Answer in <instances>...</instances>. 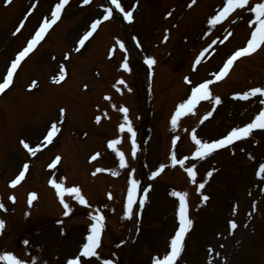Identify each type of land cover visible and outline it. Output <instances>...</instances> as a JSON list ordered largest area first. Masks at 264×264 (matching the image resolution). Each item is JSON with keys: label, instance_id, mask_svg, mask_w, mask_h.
<instances>
[{"label": "rangeland", "instance_id": "obj_1", "mask_svg": "<svg viewBox=\"0 0 264 264\" xmlns=\"http://www.w3.org/2000/svg\"><path fill=\"white\" fill-rule=\"evenodd\" d=\"M35 2V9L27 15L33 0H12L7 5L0 0V77L6 74L10 61L27 37L38 28L43 18L50 16V10L58 0ZM257 2L260 0H250V4ZM120 3L125 11L135 5L133 21L128 23L122 15L114 12L113 22L77 52L79 37L102 16L104 9L101 7L106 6V2L93 0L92 4L84 5L82 0H70L62 22L17 78L16 86L20 91L14 89L0 101V202L5 204L7 215L2 217L8 222L7 230L1 232L0 253L12 252L28 264L46 263L44 258L50 259V264H58V261L65 264L67 259L78 254L92 222L89 216L73 199L71 204L75 205V212L65 217L63 206L51 191L47 192L49 199L43 197L49 179L45 164L52 155L59 153L62 156L60 167L66 153L69 157L64 160V165L54 172L58 175L68 173L66 186L79 185L81 194L92 206L91 211L102 208L105 216L104 245L99 250L100 259H92V264H102L101 259H110L113 264H152L154 258H162L168 251L169 238L178 226L177 200L170 195L174 190L189 194L194 222L177 264H264V181L255 175L259 163L264 162V130H255L249 138L251 141L241 143L242 148L252 152V162L248 161V153L242 154L238 146L215 152L205 160L189 159L185 167L196 164L197 184L190 183L187 174L178 166H168L156 179H150L151 171L161 163L170 164L173 136L180 137L175 149L177 158L190 157L194 151L190 139L193 128L198 138L211 141L225 135L232 127L250 122L262 108L260 99L264 97L239 102L237 99L228 100V95L252 87H264V52L250 59H241L239 64L235 63L227 81L223 80L218 88H210L213 93L225 97V105L216 107L211 123H200L197 111L199 117L181 118L176 131L171 129L170 116L185 95H190L192 85L211 78V73L247 41L251 14L246 9H237L222 24L212 28L207 19L222 7V0H197L191 8L188 7L190 0H120ZM109 7L114 6L109 3ZM168 12L172 15L168 16ZM26 15L21 31L13 35ZM166 30L168 39L164 41ZM226 30H232L234 35L223 44L218 41L213 45L193 71L199 53L213 39L219 37L222 40ZM117 33L125 43L128 57H132L135 75L129 77V82L124 80L126 72L120 68L124 55L118 54L113 61H109L106 55ZM133 36L139 41L140 48L136 47ZM65 52L70 54V60H64ZM147 56L156 60L152 69L151 93H148L146 71L140 65L141 62L147 66L144 63ZM61 63L65 65L67 78L61 86H53L52 77L57 74ZM185 77L189 78L190 84ZM33 78L38 81L35 88L41 85L37 93L31 94L34 97L23 91ZM121 78L132 89L128 92L124 85H118L123 90L118 100L129 109L128 116L135 121L133 126L139 133L138 161L135 162L129 134L118 130L117 122L123 120L124 114L115 115L116 125L113 121L105 122L106 125L114 123L112 131L106 129L95 134L101 127L91 123L94 105H102V95L113 94V85ZM84 85L89 86L88 91H83ZM21 92L25 94L22 99ZM60 108L66 109V133L58 134L59 138L57 135L55 141L48 148H41L36 156L28 154L23 146L21 151L19 139H24L30 147L38 145L51 121L59 119ZM200 111L205 114L207 109L201 107ZM74 131L76 136L72 134ZM83 132L88 133V138H81ZM118 137L122 138V143L117 147L125 153L127 169L119 168L118 158L112 151L108 152L105 145L106 138ZM89 140L92 143L88 144ZM96 150L101 151L100 162L89 163L88 156ZM32 157L35 160L31 163ZM21 163L29 164V177L19 188H12L10 181L23 166ZM96 168L119 171L120 175L112 176L109 171H103L93 176ZM132 169L136 171L142 188L151 185L145 205L139 209L138 235L134 231L137 214L131 219L123 216L127 178ZM211 169L215 171L209 178L205 174ZM202 180L207 183L198 193L196 187ZM30 190L41 193L42 197L41 200L36 198L31 206L25 196ZM108 192L113 194L114 200L107 198ZM201 194L209 199L202 203ZM140 195L142 197L143 193ZM9 196H15L14 203L9 201ZM234 205L237 206L235 216L232 215ZM137 210L138 207H134L135 213ZM230 219L238 225L231 235L227 227ZM132 239L133 243L130 242ZM24 240L29 244L25 245ZM209 247L213 249L211 253Z\"/></svg>", "mask_w": 264, "mask_h": 264}, {"label": "snow or ice", "instance_id": "obj_2", "mask_svg": "<svg viewBox=\"0 0 264 264\" xmlns=\"http://www.w3.org/2000/svg\"><path fill=\"white\" fill-rule=\"evenodd\" d=\"M5 4H11L12 0H4ZM197 0H190L188 7L191 8L194 4H196ZM90 3V0H82V4L87 5ZM109 3L114 7H106L104 8V12L100 18L95 19L89 26V29L78 39L77 43L79 47L75 50L77 52L85 45V42L89 40L90 37L93 36V33L96 32L98 25H100L103 21H108L111 17H113V13L117 12L122 15L124 21L131 23L133 21V11L135 10V5L130 10L125 11L124 7H122L120 0H109ZM69 4V0H58L54 4V7L50 10V16L42 19V22L39 23L38 29L34 31L32 37L26 42V45L20 50L10 61L9 67L6 69V74L0 77V94L5 93L6 89H9L13 84L14 74L17 73L18 67L21 65V62L25 60V58L33 52V50L37 47V45L45 38L46 33L57 23V21L61 18L62 11L65 9V6ZM36 7V2L33 0L31 5V9L28 11L27 15L31 14V11ZM237 9L244 10L246 9L248 13L251 14L250 19L248 21V26L250 28V36L246 41L245 46L240 47L226 59L223 63L222 67L216 71L211 73V78L204 80L203 82H199L198 84L191 87L190 95L178 103L173 113L170 116V124L173 132L179 126V122L182 117L187 114H195L194 109L198 105L200 101H208L212 105V110L208 111L200 120V123H203L209 117L213 115V112L216 109V106L222 103V100L219 96H214L211 93L210 85L215 82L222 80L225 76L228 75L230 68L233 66L234 61H236L240 57H245L255 53L257 50L261 49L264 46V0H260L255 4H250V0H222V7H220L214 15H211L207 19V24L212 28H215L218 24H222L228 17L235 12ZM27 15L21 20L18 26L15 28L13 35L19 33L21 28L24 26V20L27 19ZM168 16L172 15V12L167 13ZM235 23V20L232 21ZM232 35L231 31L226 30V34L221 40L219 37L213 39L211 43L204 48L199 55L195 58L193 64V71H195L196 65L201 63V58L205 56V53L209 52V49H212V46L219 43L223 44L230 36ZM164 41H167L168 35L167 30L166 34L163 37ZM132 40L136 42V47L140 48L139 41L135 36L132 37ZM119 47L121 51L124 52V59L120 64V68L123 69L124 72L130 73L132 71L129 62H128V50L125 47V43L119 39H116L115 45L113 48L109 49V57L112 56L113 51L115 50V46ZM69 55L65 54L64 60H68ZM144 63L147 65L149 69V79L152 76L153 66L156 64V60L147 56L144 58ZM68 73L66 72L65 65L63 63L59 64L58 72L56 75L52 77V82L54 84H61V82L65 81ZM186 82L189 84L191 81L188 77L184 78ZM117 85H124L127 88L128 92H131L132 89L127 86L125 81L121 78L117 81L114 88ZM37 87V81L33 80L28 88L29 90ZM84 88L87 89V85H84ZM119 91V88H117ZM252 97H264V87H252L251 89L234 93L233 99L237 100H249ZM105 100H110L109 96L104 97ZM260 104L264 105V99H260ZM115 108V105H112ZM119 112L123 113V122L118 125V130L120 133L126 132L129 134L131 141V155L135 157L138 151L137 144V132L134 129L133 122L129 119L128 112L129 109L127 107H120L118 109ZM66 109H59V119L56 121H52L46 130L45 134L42 137L41 142L35 147H30L29 143L24 139L20 140L21 145L24 149L27 150L28 154L31 156H36L37 152L40 151L42 147H47L54 142V138L57 137L58 133H60L61 128L58 126L63 123L65 118ZM105 117L107 114L105 113ZM96 123H100V116H97ZM255 130H264V107L260 108L257 114L254 115V118L251 119L250 122H247L243 126L232 127L227 133L220 138L208 141L198 138L197 131L195 128L192 129L190 133V139L194 146V151H192L191 156H183L182 158H177L176 155V145L179 136H173L171 140L172 150L170 152V165L175 167L179 165L184 172L187 174L189 182L192 184H197V167L195 163H192L190 166L185 167L186 161L191 159L192 161L196 160H205L210 157L212 154L217 152L220 149L228 148L233 146L235 142L245 140L249 138ZM122 143V138L110 139L107 141L106 147L114 153L115 157L118 158L119 168L127 169L129 166L126 163V156L123 151H121L117 146ZM100 156V153H94L90 159L96 160ZM61 160V157L57 155L52 162L48 165L49 168H54ZM169 165L161 163L154 171L150 173V179H156L161 173L164 172L165 168ZM29 169V164L24 163L22 166V170L19 171L18 175L15 176L14 179L10 181V187L15 188L21 181L25 178V174ZM258 171L255 172V175L259 177L262 181H264V162L259 163ZM109 171L112 176H119V171L111 170V169H102L96 168L92 175L95 176L99 172ZM215 169L209 170L205 175L207 177H211ZM135 170L132 169L128 173L127 178V187H126V195L123 205V216L124 218L131 219L137 213L134 212V207H138L139 209H143L147 194L151 189V185L147 187H141V181L137 179L134 175ZM50 185L55 190L56 194L59 197V202L63 206V215L65 217L69 216V214L73 211L72 207L65 202V195L68 194L71 196L79 205L91 208L92 206L88 203L87 199L84 195L81 194V189L78 186L74 187H65L63 180L60 182L56 178H52L49 180ZM207 180H202L199 182L196 191L201 193V190L205 188ZM141 193H143L141 197ZM172 197L178 199V207L176 209L175 215L177 219V227L174 230V234L170 236L168 242V251L162 255V258H154L152 264H177L178 260L181 258L183 251L186 247V236L190 233L193 228V220L190 218L189 214V202H188V193L186 191H172L170 193ZM37 194L35 192L30 193L27 199L28 205H32L33 201L36 200ZM107 198L109 200L112 199V194L108 193ZM9 201L15 202V196H9ZM209 199L207 195L201 194V202H206ZM253 210L255 209V204H253ZM237 206L234 205L232 209V215H236ZM0 211H7L5 204L0 202ZM89 218L92 221L87 235L84 238V242L81 244L78 254L73 258H69L66 260V264H92V258L100 259V255L98 249L101 247L102 241V232L105 228V216L103 214L102 208H95L91 212H89ZM58 223H61L58 221ZM228 234L231 235L234 230L238 228L237 222L234 219H230L227 222ZM5 228V222L0 220V230ZM219 235V234H218ZM23 243L25 245L29 244L28 240H24ZM223 247V245H221ZM209 253L213 251L211 247L208 249ZM218 256L219 253H216ZM0 262L3 264H28L25 260L18 258L17 255L12 252L3 251L0 253ZM102 264H113V261L110 259H104Z\"/></svg>", "mask_w": 264, "mask_h": 264}, {"label": "bare ground", "instance_id": "obj_3", "mask_svg": "<svg viewBox=\"0 0 264 264\" xmlns=\"http://www.w3.org/2000/svg\"><path fill=\"white\" fill-rule=\"evenodd\" d=\"M102 26H100V28H101ZM31 57V55L26 59V62L29 60V58ZM26 62L24 61L23 62V64L21 65V67L19 68V70H22L23 69V67L25 66V64H26ZM230 77V75L228 76V78ZM0 99H1V97H0Z\"/></svg>", "mask_w": 264, "mask_h": 264}]
</instances>
